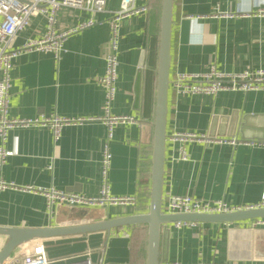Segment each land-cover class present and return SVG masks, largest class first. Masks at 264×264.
<instances>
[{
    "label": "crops",
    "instance_id": "1",
    "mask_svg": "<svg viewBox=\"0 0 264 264\" xmlns=\"http://www.w3.org/2000/svg\"><path fill=\"white\" fill-rule=\"evenodd\" d=\"M120 0H108L95 22L67 34L56 55L28 49L13 59L7 118L100 117L104 88L99 82L110 51L108 20ZM147 10L123 16L117 25L116 92L109 114L125 115L108 130L103 120L61 127L50 124L8 128L0 147V226L45 228L147 213L155 113L156 66L161 0H136ZM264 0H173L169 81L177 72L203 73L211 67L234 72L264 68ZM88 11L62 6L56 33L87 22ZM48 30L38 14L14 37L19 48ZM179 133L203 136L179 139ZM110 133V136H109ZM235 138V144L228 141ZM110 153L105 178L103 151ZM162 202L170 194L223 200L233 209L256 207L264 195V90H221L178 95L168 85ZM180 150L187 154L180 158ZM104 181L109 194L132 196L133 203L68 208L46 206L32 188L94 196ZM147 226L133 224L41 240L49 259L88 253L93 264H141ZM1 246L6 238L0 236ZM160 264H264V218L233 222H194L161 229ZM0 246V248H1Z\"/></svg>",
    "mask_w": 264,
    "mask_h": 264
},
{
    "label": "built area",
    "instance_id": "2",
    "mask_svg": "<svg viewBox=\"0 0 264 264\" xmlns=\"http://www.w3.org/2000/svg\"><path fill=\"white\" fill-rule=\"evenodd\" d=\"M108 0H0V137L8 128L29 125V124H50L57 138L62 126L67 124H76L90 120H103L108 124V130L118 121H132V118L125 115L109 114V104L116 92L117 66L116 57V38L115 32L119 20L125 15L137 14L147 10V6H137L136 0H120L119 8L112 11L108 20L111 31L110 51L105 56V71L100 77L99 82L104 88V111L105 114L100 117H41V118H7V105L9 101V89L11 83L10 72L13 68V59L19 52L28 49L50 50L56 55L61 49L63 38L74 31L87 27L95 22L93 16L105 11ZM66 6L75 9H81L90 12L91 18L78 26L67 31L56 33L54 23L56 13L60 7ZM264 13V11H260ZM38 14L46 16L48 23L47 32L37 39L28 40L19 48L11 47L14 37L20 31L24 30L33 16ZM174 91L178 95L199 94L209 95L221 90H264V68L243 69L241 71L223 72L211 67L208 71L195 74L186 72H177L169 81ZM110 136V133H109ZM179 139H196L203 136L194 133L174 134ZM228 141L235 144L237 140H218ZM11 152L3 150L0 147V162L10 155ZM180 158L186 159L187 154L180 150ZM110 162V153L103 151L102 175L105 178ZM8 184L0 181V189H4ZM45 197L46 206L52 209L55 204H61L68 208L77 207H96L109 206L121 203H133L132 196H113L109 194L108 185L104 181L100 192L97 195L90 196L78 192H68L50 188H32ZM251 208V207H250ZM256 208H264V195ZM235 210L223 200H203L190 195L170 194L164 202L161 203V212L174 213H222ZM177 226L185 224H194V222H177ZM3 264H93L88 257V253L75 254L61 259H49L46 256L45 249L41 240H35L34 243L27 246H20L16 252H12ZM179 264V263H170ZM208 264V263H199ZM236 264V263H225Z\"/></svg>",
    "mask_w": 264,
    "mask_h": 264
},
{
    "label": "water",
    "instance_id": "3",
    "mask_svg": "<svg viewBox=\"0 0 264 264\" xmlns=\"http://www.w3.org/2000/svg\"><path fill=\"white\" fill-rule=\"evenodd\" d=\"M172 4L173 0H161L148 212L58 227L16 228L0 226V236L6 238L0 248V264H3L17 246L36 238L65 236L100 230L109 232L112 228L133 224L147 225L144 264H160L163 261L160 257L161 229L162 227H166L167 224L177 222H233L253 218H264V208L256 207L235 209L222 213L168 214L161 212Z\"/></svg>",
    "mask_w": 264,
    "mask_h": 264
},
{
    "label": "rangeland",
    "instance_id": "4",
    "mask_svg": "<svg viewBox=\"0 0 264 264\" xmlns=\"http://www.w3.org/2000/svg\"><path fill=\"white\" fill-rule=\"evenodd\" d=\"M146 226H147V225H146ZM0 246H1V240H0ZM141 264H143V262H142Z\"/></svg>",
    "mask_w": 264,
    "mask_h": 264
}]
</instances>
